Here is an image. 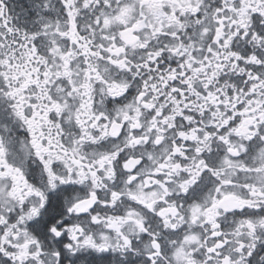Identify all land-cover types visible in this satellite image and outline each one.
<instances>
[{"label": "snow or ice", "instance_id": "obj_1", "mask_svg": "<svg viewBox=\"0 0 264 264\" xmlns=\"http://www.w3.org/2000/svg\"><path fill=\"white\" fill-rule=\"evenodd\" d=\"M24 11L14 21L7 0H0V108L8 106L27 129L28 151L36 160L31 173L25 172L0 138L4 264H66L69 253L67 264H112V253H136L131 264H242L245 255L252 257L264 237V54L239 49L236 42L242 37L264 42V26L252 28L257 17L264 18V0H62L63 19L53 23L45 20L49 13L33 23L36 13ZM205 37L210 43L199 48L198 40ZM166 54L179 62L165 71L161 58ZM229 64L242 73L239 82L214 87ZM107 65L137 75V69L159 70L160 75L145 76L135 94L137 106L113 117L97 110L96 91L120 97L129 85L109 79ZM196 109L206 119H195ZM145 110L153 133L171 130L178 138L142 178L143 190L128 194L135 203L125 201L121 208L120 192L101 198L93 191L67 211L85 215L98 201L119 210L91 216L105 231L91 233L83 224L67 221L57 224L44 185L55 189L91 179L100 187L102 178L116 173L114 161L121 153L106 149L86 163L81 146L103 147L105 139L115 140L125 129L130 130V144L161 143L162 135H140ZM69 124L77 137L71 146L63 135ZM124 167H130L127 159ZM240 173L251 181L235 184L233 177ZM176 175L185 177L178 186L187 206L172 198L171 178ZM206 181H214V195L201 203L199 186ZM233 212L232 224L221 219ZM149 214L160 222L159 232L145 222ZM127 224L136 226L141 241H149L143 250L124 230Z\"/></svg>", "mask_w": 264, "mask_h": 264}, {"label": "clouds", "instance_id": "obj_2", "mask_svg": "<svg viewBox=\"0 0 264 264\" xmlns=\"http://www.w3.org/2000/svg\"><path fill=\"white\" fill-rule=\"evenodd\" d=\"M61 2L62 0H28V8L36 13L34 17L33 23L39 22L41 17H45L46 13L50 15L45 17L46 22L53 23L58 18L63 19L61 14ZM27 12H25V15ZM33 26L32 24L29 25ZM214 25L210 22L209 27ZM264 26V18L257 17V24L253 25V31H255L256 27ZM210 43L209 39L205 37L203 40H198L197 46L199 48H206L207 44ZM236 46L239 49H250L253 53L259 52L264 54V42H257L251 39L244 40L243 37L241 40L236 42ZM228 51H231L229 49ZM222 55L227 57V53L224 50H221ZM140 55L136 56V61H140ZM179 62L178 57H168L167 54L161 58V63L164 65V70L166 71L169 65H174ZM105 65H102V68ZM109 68V72L106 73L109 79L119 78L121 82H126L129 85V91L124 96L120 97H110L106 94V92L100 91L97 89L96 91V102H97V110H103L106 113H112L113 117L116 116L118 111H128L129 106L135 108L137 106V102L135 100V94L141 90L142 81L145 76L149 79H152L153 76H159L160 71L156 70L153 73H147L146 71H140L137 69L139 75L136 72H125L119 69H112L111 65H107ZM242 73L239 70H233L231 65L225 67L222 73V81H218L214 83V87L217 84L220 87H224L225 85L231 86L233 83H238ZM163 94V91L160 93ZM167 99V98H166ZM102 101V103H101ZM160 103H163L161 101ZM169 110H172L171 102L168 104ZM195 119L204 120L206 119L204 116L200 115L198 109L194 111ZM181 125L184 121H178ZM142 124L143 127L139 130L141 136H149L154 137L155 135L164 136V140L157 144L155 142L145 143L141 142L139 145L135 143H129L131 139L130 130L125 129L124 133L119 136V138L105 139L103 141V147L99 144H91L87 146H81V155L87 157L86 163L92 159L97 158L99 154L105 152V150H111L114 152H120L121 156L119 159L114 161V166L116 169V173L113 177L103 180L101 182V186L97 187L95 184L89 181L84 183H67L60 185L58 184L55 189L48 188L44 185V190L46 194H50L52 197L53 204V212L52 215L58 216L59 218L56 220V223H62L67 221L69 224L80 223L83 224L88 232L91 233H99L105 231L104 225L101 224H93L91 221L92 215H114L117 214L119 210L117 209H109L105 208L103 204L99 201L92 206L85 215L77 216L75 213L68 212L67 209L72 206L77 200L84 199L88 194L93 191H99L101 194V198L111 193L112 191H118L121 193L122 199L120 201L121 208H124L125 201L128 206H132L135 202L129 199V193H138L143 190V177L146 176L149 172L154 171L155 165H158L161 158L168 155L170 149L173 146V143L176 137L175 133L171 130H165L162 133H153L151 131L152 128V120L147 114V110L144 111L142 116ZM163 127V125H161ZM76 129L73 128L70 124L64 130V139L68 145L71 146L72 141L77 137L74 135ZM0 138L4 139L6 145L9 148V155L12 157L13 162L17 164V166L21 167L25 172L31 173L32 169L36 167V160L34 155L30 154L28 148L30 147L28 141V133L27 129L24 128L20 122L16 119L11 109L8 106H3L0 108ZM128 160L130 167L125 168L124 162ZM137 165L139 167L137 168ZM132 168H137L135 172H132ZM60 174H63V169H60ZM135 175L137 179L134 181L129 180V176ZM185 177L176 175L172 177V185L170 191L175 195L172 197L175 200L185 201V206H187L185 194L179 188V184L183 182ZM234 183L237 185L244 184L246 182L251 181V176L247 179L243 173L238 174L233 177ZM214 181H206L205 184L199 186V191L201 193V203L204 202V198L209 196L210 194L214 195L213 192ZM155 190V189H153ZM239 191V189H236ZM58 209V211H57ZM137 211L143 214V210L137 205ZM237 212H242V209H237ZM250 211V210H249ZM259 211V210H257ZM63 215H60V213ZM236 213L233 212L231 214L224 213L222 214L221 219L226 217V222L228 224H232L234 222V218ZM44 219L47 220L48 216L45 215ZM145 222L149 223L153 228L156 229L157 232L160 231V222L154 220L151 214L144 217ZM124 230L130 234H133V238L136 240V243L140 245V250H143L144 247L149 243L147 239L141 241L136 235V226L134 224H127L124 226ZM115 239V236H113ZM235 239V238H233ZM49 244L53 246V249L56 248L55 239L50 237ZM85 254H87L88 250H84ZM171 255V254H169ZM112 264H131V261L137 260V254L133 253L129 256L127 253H112ZM72 259V254L69 253L66 258V264L68 260ZM240 257H237L239 260ZM0 264H4L3 258H0ZM78 264H84L83 261H79ZM242 264H264V237L258 240L257 246L254 250V255L252 257H247L245 255L242 260Z\"/></svg>", "mask_w": 264, "mask_h": 264}, {"label": "flooded vegetation", "instance_id": "obj_3", "mask_svg": "<svg viewBox=\"0 0 264 264\" xmlns=\"http://www.w3.org/2000/svg\"><path fill=\"white\" fill-rule=\"evenodd\" d=\"M9 12L13 19L19 20L25 15V9H28V0H7Z\"/></svg>", "mask_w": 264, "mask_h": 264}]
</instances>
